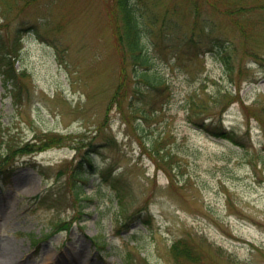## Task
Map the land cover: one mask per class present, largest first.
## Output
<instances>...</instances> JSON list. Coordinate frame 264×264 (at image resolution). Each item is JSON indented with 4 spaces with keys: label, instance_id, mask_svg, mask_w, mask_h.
<instances>
[{
    "label": "rangeland",
    "instance_id": "rangeland-1",
    "mask_svg": "<svg viewBox=\"0 0 264 264\" xmlns=\"http://www.w3.org/2000/svg\"><path fill=\"white\" fill-rule=\"evenodd\" d=\"M131 2L161 89L123 56L114 0H0V264H264V0Z\"/></svg>",
    "mask_w": 264,
    "mask_h": 264
},
{
    "label": "trees",
    "instance_id": "trees-1",
    "mask_svg": "<svg viewBox=\"0 0 264 264\" xmlns=\"http://www.w3.org/2000/svg\"><path fill=\"white\" fill-rule=\"evenodd\" d=\"M243 7L242 5H238L234 7L235 11H241ZM240 8V9H239ZM229 9V8H226ZM194 14L197 16L198 14V6L194 8ZM113 23L115 25V33H116V42L118 46L123 51V56L126 59H129L132 65L140 66L138 73L135 74L136 79H138L143 84L147 85L148 88L151 89H161L164 87V80L163 77L156 72L154 69L151 70L149 64V56L144 47V42L142 39V26L139 22V15L137 14L131 0H114V6L112 11ZM234 25L240 30V32L245 35V26L242 20H239L237 17L235 19ZM19 39L15 37L13 39V44H17ZM218 45V44H217ZM215 52L218 54L219 58L221 59L228 76L232 77V71L234 69L230 59L229 54L224 51V45L221 43L215 49ZM5 62L0 64V73L2 77V83L4 87H7L8 84L13 83L14 79L16 78V72L13 66V55L12 54H5ZM135 89L141 94L142 97L145 96V92L139 85L135 87ZM115 100V96L113 98ZM217 134L230 139L231 141L238 143V140L235 139L234 135L225 130L223 127L218 128ZM55 141L52 135H46L44 138H40L39 142L35 141L33 147H29V145L21 146V149H18L17 152H31L33 150L40 149L42 144H44L45 140L47 141ZM36 145V146H35ZM12 152V151H11ZM14 153V151L12 152ZM9 152L6 151L2 154V158L0 160V169L5 170L2 168L4 163L7 165V161L9 159ZM2 166V167H1ZM88 168H93V162L90 154L85 155L83 159H80L75 168L73 170V195L78 200L81 198H85L91 200L88 194L85 193L83 190V183L85 182L86 178L89 176ZM171 254L176 261L186 259L187 261H193L197 259V257L191 253V250L188 246H186L185 241L183 240H176L172 243L171 247ZM183 261V260H182Z\"/></svg>",
    "mask_w": 264,
    "mask_h": 264
},
{
    "label": "bare ground",
    "instance_id": "bare-ground-1",
    "mask_svg": "<svg viewBox=\"0 0 264 264\" xmlns=\"http://www.w3.org/2000/svg\"><path fill=\"white\" fill-rule=\"evenodd\" d=\"M9 255L7 252H5L1 247H0V262H5L8 261Z\"/></svg>",
    "mask_w": 264,
    "mask_h": 264
}]
</instances>
